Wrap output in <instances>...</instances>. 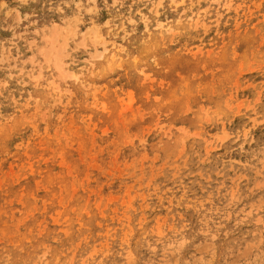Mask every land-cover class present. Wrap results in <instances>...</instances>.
<instances>
[{
  "label": "rangeland",
  "instance_id": "1",
  "mask_svg": "<svg viewBox=\"0 0 264 264\" xmlns=\"http://www.w3.org/2000/svg\"><path fill=\"white\" fill-rule=\"evenodd\" d=\"M0 264H264V0H0Z\"/></svg>",
  "mask_w": 264,
  "mask_h": 264
},
{
  "label": "bare ground",
  "instance_id": "2",
  "mask_svg": "<svg viewBox=\"0 0 264 264\" xmlns=\"http://www.w3.org/2000/svg\"><path fill=\"white\" fill-rule=\"evenodd\" d=\"M106 42H107V41H106ZM105 44H107V43H105ZM105 44H104V45H105ZM104 50H105V49H104ZM104 50H103V51H104ZM96 51H97V50H96ZM107 51H108V50H107ZM98 52H99V51H98ZM101 53H102V52H101ZM95 56H96V55H95ZM103 56H104L103 53H102V54H99V55H98V53H97V58H102ZM63 71H64V70H63ZM72 74H73V73H72ZM72 74H71V76H73V77L75 78L76 76H74V75H72ZM69 75H70V73H69ZM71 76H70V77H71ZM68 77H69V76H68ZM76 80H78V77L76 78ZM130 97H131V99H129V96H128V99L132 101V95H130ZM131 101H130V104H131ZM127 103H128V101H127ZM127 103H126V104H127Z\"/></svg>",
  "mask_w": 264,
  "mask_h": 264
}]
</instances>
